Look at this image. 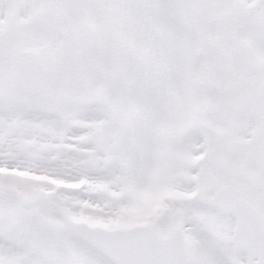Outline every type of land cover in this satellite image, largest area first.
I'll use <instances>...</instances> for the list:
<instances>
[{
  "label": "snow or ice",
  "instance_id": "1",
  "mask_svg": "<svg viewBox=\"0 0 264 264\" xmlns=\"http://www.w3.org/2000/svg\"><path fill=\"white\" fill-rule=\"evenodd\" d=\"M0 264H264V0H0Z\"/></svg>",
  "mask_w": 264,
  "mask_h": 264
}]
</instances>
